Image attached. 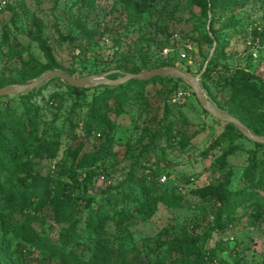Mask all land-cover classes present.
Segmentation results:
<instances>
[{"label": "rangeland", "instance_id": "1", "mask_svg": "<svg viewBox=\"0 0 264 264\" xmlns=\"http://www.w3.org/2000/svg\"><path fill=\"white\" fill-rule=\"evenodd\" d=\"M0 1L5 2L0 11V89L29 84L53 71L84 78L110 71L137 74L169 64L199 78L202 92L219 111L242 123L264 122V0H213L214 5L210 0ZM132 4L143 11L142 17L130 13ZM237 69L247 71L262 87L248 104L229 84ZM102 91L77 95L54 78L29 94L0 99V121L8 118L0 128L11 129L19 139L20 151L11 156L18 163L33 160L38 176L68 192L72 177L77 187L86 183L88 172L78 170L79 163L106 139L97 140L99 130L85 138L82 125L94 107H101L113 141L93 167L91 183L73 191L77 201L102 204L100 215L106 219L97 234L82 233L85 226L80 224L82 235L70 246L77 257L52 255L23 238L34 231L58 242L69 225L56 221L55 195L25 203L3 190L0 201L15 208H0V263L91 264L100 245L111 264L119 255L141 264L164 259L169 263V242L202 237L217 227L199 244L202 252L213 256V264H264V186H253L259 198L224 215L219 226L210 198L192 193L228 178L233 191L252 187L245 177L255 144L238 136L212 150L225 123L205 112L181 80L159 78L136 85L124 102L103 100ZM175 96L180 100L173 104ZM34 121L37 131L30 134ZM25 146L37 147L42 157L24 154ZM223 156L227 166L222 165ZM138 160L156 174L145 170L148 185L128 179ZM258 160L264 161L263 145ZM10 169L0 158V171L7 174ZM163 176L166 183L161 182ZM120 186L125 192L109 199ZM143 199L152 207L149 219L121 226L119 213L136 215ZM31 215L36 220L26 223Z\"/></svg>", "mask_w": 264, "mask_h": 264}, {"label": "trees", "instance_id": "2", "mask_svg": "<svg viewBox=\"0 0 264 264\" xmlns=\"http://www.w3.org/2000/svg\"><path fill=\"white\" fill-rule=\"evenodd\" d=\"M210 2L212 5L215 4L213 0H210ZM129 11L132 15L142 17L143 11H141L134 4L129 6ZM165 66L170 65L168 64ZM117 76H113L112 78H116ZM158 80L159 78H156L150 82L131 81L114 88L103 87V91L101 93L102 99L108 101L114 99L115 102H118L119 100L120 102H124L127 98V91L130 88H133L136 85H146ZM229 84L231 85L232 90L241 96L242 102L247 104L253 101L257 95H259L260 90L262 89L260 84L257 81L255 82L253 76L242 69H237L234 71L231 78L229 79ZM67 87L77 95L85 94L91 91L75 89L69 85H67ZM98 89L100 88H96V90ZM100 109L101 107H94L92 109V114L90 115L91 118L86 124L83 123L82 125V129L85 132V138L89 139L90 137H93V134L96 133V130L101 131L100 133L98 132V134H95L97 140L106 138L104 143L97 151L89 153L79 163L78 170L80 169L88 172L86 175L87 180L86 183L82 185L83 187L87 186V182L91 183L93 167L104 159L105 154L111 149L113 142L111 139L112 127L108 125V123L100 116ZM231 114L235 115L233 113ZM7 121L8 118H2L0 125L5 124ZM245 122L246 126H248L251 130H255L259 135H264V122L254 125L250 122ZM31 124L32 125L30 126L31 129L29 130V133L33 134L37 131V123L34 121L31 122ZM3 130L4 129L0 128V158L3 162V165L6 164L11 169L7 174H4V172L0 171V191L7 190L25 203H29L32 200L48 199L52 195H55L54 198L58 202L54 207L56 221L58 223H66L69 225L66 230L61 232L57 243L51 242L44 235H38L34 231H30L31 234H24V240L31 246L49 249L52 252V255H60L62 258L66 256V259L73 257L74 259V257H77V253L73 248L70 247L74 241H76L83 232H98V228L104 224V222H106L105 217L100 215V212L103 210L102 204H97L94 207L92 206L93 202H91L89 199H86L84 202H81L83 199H81V201H77L75 199L73 191H76V188L80 189L82 187L81 185L77 187L78 180L76 176L72 177L73 187L71 193L68 192L64 187L62 188L53 186L52 184L54 182L49 178L38 176L36 172L37 167L33 160L27 159L25 162H16L14 157L11 156V153L16 152V155H18V152L20 151L19 139L11 129L7 131ZM106 131L107 136L105 134ZM238 136L244 137L239 131L236 130L233 125L225 124L224 132L212 145V150H216L222 141L230 138H238ZM24 140L27 141L28 138L25 136ZM260 147L261 145L255 144V149L250 152V164L245 177L246 181L251 182L252 187L233 191L229 188L231 182L230 178H228L226 181L220 182L217 185L209 186L197 191H192L193 194H197L203 198H210V200L214 203L218 213L216 226H219L224 215H229L240 204L247 203L253 198H259V194H257V191L253 186H264V161L258 160V150ZM24 154L31 155L33 159L42 157V154L39 153V149H37V147L28 149V147L25 146ZM222 165L227 166L226 156H223ZM140 170H143V175H141V178L138 177ZM145 170H149L150 173L152 172V175L156 176L150 165H148L146 162L138 160L135 162L134 169L128 176L129 181L133 182L134 184L141 183L142 185H148V177L145 173ZM113 190L114 193L109 195V199L125 192L121 186ZM78 198L80 197L78 196ZM166 198L172 199L174 201L177 200L171 195H166ZM138 206L139 207H136V215L129 211H121L119 213L120 220H118V222L121 226L131 223L136 219L141 221H146L149 219L152 213V207L148 206L146 200L144 199L140 201ZM0 208L14 209L15 207L10 203L4 205L0 201ZM35 220L36 216L31 215L28 217V221L26 223H31ZM81 223H83L85 227L82 233H79ZM216 228L214 230H216ZM214 230L207 232L202 237H194L192 239H175L169 242V247L167 249V252H169V256L167 257L170 260L169 263H166V260L164 259L156 260L151 264H213V256L209 253L207 255V253L202 252L199 244L203 239L210 237ZM110 262V255L103 247H101V245L89 259V263L91 264H111ZM115 264L141 263L135 259H129L128 257L119 255L115 261Z\"/></svg>", "mask_w": 264, "mask_h": 264}, {"label": "water", "instance_id": "3", "mask_svg": "<svg viewBox=\"0 0 264 264\" xmlns=\"http://www.w3.org/2000/svg\"><path fill=\"white\" fill-rule=\"evenodd\" d=\"M118 75V76H117ZM117 76L116 78H112ZM60 79L65 84L79 90H93L96 88L103 87H118L124 85L131 81L139 82H150L156 78H174L181 80L188 84L193 93L196 95L197 101L201 108L212 116L215 120L233 125L237 131H239L245 138L254 144H259L264 146V136L255 134L248 126L243 124L237 118L225 114L219 111L206 97L202 92L199 85V78L195 77L190 73L183 72L182 70L172 67H160L152 70L141 71L137 74L135 73H126L119 71H110L105 74L84 77V78H75L73 76H68L58 71H53L44 74L43 76L35 79L29 84L20 85H8L0 89V98L5 97H16L19 95L29 94L34 92L35 89L39 88L42 84L50 79Z\"/></svg>", "mask_w": 264, "mask_h": 264}, {"label": "built area", "instance_id": "4", "mask_svg": "<svg viewBox=\"0 0 264 264\" xmlns=\"http://www.w3.org/2000/svg\"><path fill=\"white\" fill-rule=\"evenodd\" d=\"M4 5H5V2L0 1V11L4 8ZM186 57H187L186 54H184L183 58H186ZM179 100H180V97L175 96L172 98V103L176 104ZM161 182L166 183L167 182V176H163L161 178Z\"/></svg>", "mask_w": 264, "mask_h": 264}]
</instances>
